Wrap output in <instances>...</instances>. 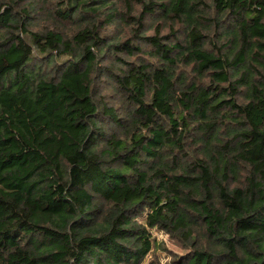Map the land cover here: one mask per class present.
<instances>
[{
    "label": "trees",
    "instance_id": "16d2710c",
    "mask_svg": "<svg viewBox=\"0 0 264 264\" xmlns=\"http://www.w3.org/2000/svg\"><path fill=\"white\" fill-rule=\"evenodd\" d=\"M264 264V0H0V264Z\"/></svg>",
    "mask_w": 264,
    "mask_h": 264
},
{
    "label": "rangeland",
    "instance_id": "374dc122",
    "mask_svg": "<svg viewBox=\"0 0 264 264\" xmlns=\"http://www.w3.org/2000/svg\"><path fill=\"white\" fill-rule=\"evenodd\" d=\"M155 245L141 264H170L187 252L178 243L161 232L153 231Z\"/></svg>",
    "mask_w": 264,
    "mask_h": 264
}]
</instances>
